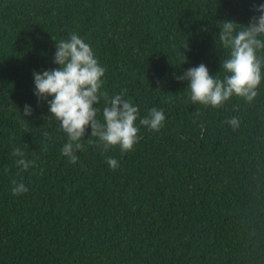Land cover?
<instances>
[{
    "label": "trees",
    "instance_id": "1",
    "mask_svg": "<svg viewBox=\"0 0 264 264\" xmlns=\"http://www.w3.org/2000/svg\"><path fill=\"white\" fill-rule=\"evenodd\" d=\"M254 4L0 0V264H264V63L251 103L194 104L177 79L204 64L223 80L222 22L247 26ZM73 33L105 68L101 92L127 90L139 109L131 151H104L89 127L76 163L61 154L67 134L33 72L58 68L55 43ZM105 106L94 105L101 123ZM152 108L165 115L158 132L139 124ZM13 181L28 191L13 195Z\"/></svg>",
    "mask_w": 264,
    "mask_h": 264
},
{
    "label": "clouds",
    "instance_id": "2",
    "mask_svg": "<svg viewBox=\"0 0 264 264\" xmlns=\"http://www.w3.org/2000/svg\"><path fill=\"white\" fill-rule=\"evenodd\" d=\"M253 9L259 16H253L247 26L233 21L222 22L218 39L225 49H230L229 58L222 65L228 73L223 80L210 75L204 64L189 68L177 77L178 80L189 81L190 99L194 104L218 108L233 95L244 98L248 103L258 95L264 63V59L257 55L259 50L264 49V40L258 38L264 36V4H254ZM55 47L54 63L59 67L42 73L33 72L34 95L38 100H46L49 114L55 117L67 134L61 154L68 157L70 163H76V153L83 148L81 141L89 127L90 136L102 142L104 151L116 145L122 152L131 151L139 138L136 125L139 109L123 98L127 90L112 97L107 92H101L105 68L98 63L92 47L76 33L67 40L55 43ZM101 98L106 105L102 112L103 123L96 119L98 109L94 107ZM31 111L30 106L25 105L23 115H31ZM164 121L163 110L152 108L146 117L139 120V124L158 132ZM227 123L233 129L240 125L237 117ZM200 127L203 129V125ZM24 155L20 148H13L12 156L19 158L16 164L27 170L34 166V162L25 160ZM107 164L113 170L119 166L114 158H109ZM13 184V195L28 191L23 183L13 181Z\"/></svg>",
    "mask_w": 264,
    "mask_h": 264
}]
</instances>
